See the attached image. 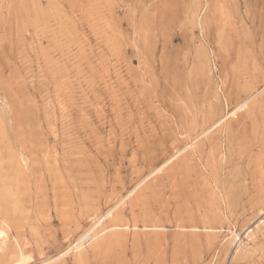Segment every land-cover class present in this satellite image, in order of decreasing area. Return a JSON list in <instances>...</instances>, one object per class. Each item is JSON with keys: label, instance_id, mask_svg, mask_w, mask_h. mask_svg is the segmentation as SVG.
I'll return each instance as SVG.
<instances>
[{"label": "rangeland", "instance_id": "1", "mask_svg": "<svg viewBox=\"0 0 264 264\" xmlns=\"http://www.w3.org/2000/svg\"><path fill=\"white\" fill-rule=\"evenodd\" d=\"M0 264H264V0H0Z\"/></svg>", "mask_w": 264, "mask_h": 264}, {"label": "bare ground", "instance_id": "2", "mask_svg": "<svg viewBox=\"0 0 264 264\" xmlns=\"http://www.w3.org/2000/svg\"><path fill=\"white\" fill-rule=\"evenodd\" d=\"M78 262V261H77ZM82 263V262H81Z\"/></svg>", "mask_w": 264, "mask_h": 264}]
</instances>
